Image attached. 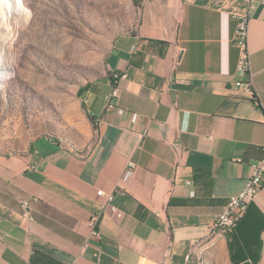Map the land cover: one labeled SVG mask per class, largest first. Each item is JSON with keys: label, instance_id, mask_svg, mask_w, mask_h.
Wrapping results in <instances>:
<instances>
[{"label": "crops", "instance_id": "crops-1", "mask_svg": "<svg viewBox=\"0 0 264 264\" xmlns=\"http://www.w3.org/2000/svg\"><path fill=\"white\" fill-rule=\"evenodd\" d=\"M138 8L135 29L113 43L107 75L78 92L94 140L41 138L24 155L0 157V264L262 258L264 189L233 231L214 225L264 158V0ZM239 17L248 19L253 97L235 86ZM113 73L126 79L117 109L107 110Z\"/></svg>", "mask_w": 264, "mask_h": 264}, {"label": "rangeland", "instance_id": "rangeland-1", "mask_svg": "<svg viewBox=\"0 0 264 264\" xmlns=\"http://www.w3.org/2000/svg\"><path fill=\"white\" fill-rule=\"evenodd\" d=\"M0 8L19 18L0 26V157L24 155L41 138L92 142L78 92L107 75L113 43L135 29L139 8L133 0H0ZM202 264L227 263L219 255ZM257 264H264V241Z\"/></svg>", "mask_w": 264, "mask_h": 264}, {"label": "built area", "instance_id": "built-area-1", "mask_svg": "<svg viewBox=\"0 0 264 264\" xmlns=\"http://www.w3.org/2000/svg\"><path fill=\"white\" fill-rule=\"evenodd\" d=\"M238 28L234 37V44L239 49V61L237 64V73L240 80L235 84L236 88L243 90L250 96H254V91L251 82L250 73V57L247 47L248 38V19L246 17L237 18ZM126 79V74L116 73V77L112 78V90L105 97L104 105L107 110H116L117 101L119 98V83L121 80ZM124 114V111H121ZM101 122L100 118H96V125ZM131 169H135L134 164L130 165ZM264 189V158L253 165L252 175L247 181L244 189L237 195L232 197L227 204L226 210L216 220L214 228L220 225L232 226V231L238 226L239 222L244 218L248 206L257 198V196ZM100 197L106 198L109 202L113 200V195H108L104 191H98ZM26 208L29 207L28 203H25ZM117 216H121L116 209H113ZM28 217V214L26 215ZM97 218H92L90 225L93 229V234L98 236V232L94 230ZM186 264H189V257L186 259Z\"/></svg>", "mask_w": 264, "mask_h": 264}, {"label": "bare ground", "instance_id": "bare-ground-1", "mask_svg": "<svg viewBox=\"0 0 264 264\" xmlns=\"http://www.w3.org/2000/svg\"><path fill=\"white\" fill-rule=\"evenodd\" d=\"M21 10V9H19ZM27 10L26 9H22L21 10V14H24L26 13ZM8 19H11L13 20L15 23H18L19 21V18L17 16H15L14 12H11L10 9H6V8H0V26H1V22L5 23L8 21ZM5 64H6V61L5 59H1L0 58V89L2 88L1 85L3 83V81L5 80ZM116 77V73H113L112 74V77L111 78H115ZM96 120V119H95ZM215 229L217 231H232V226H229V225H220L218 227H215ZM189 264H191V258L189 257Z\"/></svg>", "mask_w": 264, "mask_h": 264}, {"label": "trees", "instance_id": "trees-1", "mask_svg": "<svg viewBox=\"0 0 264 264\" xmlns=\"http://www.w3.org/2000/svg\"><path fill=\"white\" fill-rule=\"evenodd\" d=\"M141 1H142V0H133L134 4H135L137 7H140V6H141Z\"/></svg>", "mask_w": 264, "mask_h": 264}]
</instances>
